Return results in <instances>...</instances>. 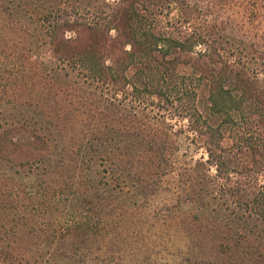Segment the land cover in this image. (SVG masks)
I'll return each instance as SVG.
<instances>
[{
  "label": "trees",
  "instance_id": "obj_1",
  "mask_svg": "<svg viewBox=\"0 0 264 264\" xmlns=\"http://www.w3.org/2000/svg\"><path fill=\"white\" fill-rule=\"evenodd\" d=\"M217 1L204 7L199 0H0V46L11 51L0 63L8 68L7 76L0 72V102L16 107L13 93L32 76L67 94L74 87L64 80L81 83L74 94L90 89V158L82 144L73 154L89 164L90 205H146L172 174L176 206L167 225L202 235L199 245L186 243L177 264H264V62L213 17ZM173 10L174 20L163 19ZM2 109L0 115L23 117L19 127L0 125V159L12 155L36 171L29 207L0 205V264H126L117 248L91 257L90 247L41 235L46 209L77 205L79 191L52 189L46 177L66 158L62 153L56 167L45 158L49 116ZM166 112L186 119L187 132L175 129ZM182 133L205 156L179 165ZM186 205L200 206L184 213ZM76 225L67 232L91 233L103 223L91 214Z\"/></svg>",
  "mask_w": 264,
  "mask_h": 264
},
{
  "label": "rangeland",
  "instance_id": "obj_2",
  "mask_svg": "<svg viewBox=\"0 0 264 264\" xmlns=\"http://www.w3.org/2000/svg\"><path fill=\"white\" fill-rule=\"evenodd\" d=\"M212 1L199 0V3L208 7ZM215 13L213 17L223 23L226 31L245 39L254 56L264 62V0L217 1ZM176 16L177 11L173 10L170 16L163 17V19L170 17L174 20ZM1 47L0 63L4 62L2 59L3 51L7 50L8 54L11 52L7 49L8 47L4 49ZM7 69V67L4 68L0 65V72L4 73L5 76L8 75L5 72ZM36 70L40 71L41 66L39 65ZM262 74L264 75V72ZM41 76H32L27 79L26 87L24 86L21 90L13 93L14 96L12 97L17 99L16 107L13 108L12 104H6V101L0 102V109L2 107L7 111L12 109V112L15 113L21 110L24 112L31 110L34 116L40 114V119L45 117L43 114L49 116L44 120L51 121L52 124L51 134H47L50 135L51 152L50 156L45 158L47 160L52 159L54 166H57V163L54 162L61 158L62 153H66V158L60 162L56 171L53 170V176L47 175L46 177H48V181H51L52 189L58 188L59 191V189L66 187L72 193L76 187L79 191L77 205H71L67 201L50 205L48 209L41 208L47 210V213L42 216L45 228L44 231L41 230V235L52 240H74L80 247H90L95 251L91 257L99 256L100 252L105 253L107 251L110 253L113 250L116 252L115 248H117V253L122 256L123 262L126 264H177L186 256L184 255L186 243L195 241L199 245L202 235L193 232L192 227L185 228L182 226V229L176 230L167 225L166 215L176 206L171 205L173 202L170 192L174 185V176L169 174L164 177L162 189L150 197L146 205H138L139 202L137 205H130V203L127 205H109L107 200H101V202L95 200L96 204H100L90 205V191L93 192L94 189L90 190L89 164L82 160L81 155L73 154L74 149L76 152L80 151L82 144L85 157L90 158V122L93 121L90 120V89L82 86V89H86L87 92L84 93L83 90H80L74 94L77 86L79 89L82 84L72 80H64L63 85L68 84L70 89L74 87V90L67 94V91H59L61 88L59 84L50 82L48 78L43 79ZM42 87H46V89ZM1 89L0 84V92ZM42 111L43 113H41ZM5 115H0V125L5 122L8 123L7 127H19L21 124L19 120L23 115H8V113ZM165 116L175 129L182 128L187 132L188 121L186 119L179 118L177 115L172 116L168 112ZM97 120L102 121V123H105L103 120H106L108 124L112 123V120L103 118L98 119L97 117ZM64 129L67 132H61ZM187 134L182 133L178 137L177 156L180 161L179 165L186 161H196L205 156V150L191 143ZM24 154V152L20 154V160L25 163ZM13 157L7 155L0 159V205H5L8 211L9 207L12 210L11 207L14 206L22 209L29 207L31 202L29 187L35 181L34 172L36 171V166H31L29 163L16 164L12 161ZM96 162H100V160H96ZM107 163L104 162L101 166L97 165V169H102L108 165ZM129 188L131 189H127V192L132 193L133 188ZM100 192L103 193V191ZM192 206L198 207L200 205H186L182 211L184 213L194 211ZM91 214L99 217L103 223L102 228L95 229L96 231L91 233L82 232V230L67 232V227L75 226L85 220V217L90 219ZM181 218H185L184 214ZM91 219L94 221L96 218L93 216ZM117 222L122 224L123 229H117L113 225ZM115 229L117 232L114 234ZM114 237L117 240L114 241L115 245L113 246L112 239L114 240ZM110 247H114L113 250H110ZM61 263L67 264V261L62 260ZM72 264H75V261Z\"/></svg>",
  "mask_w": 264,
  "mask_h": 264
}]
</instances>
